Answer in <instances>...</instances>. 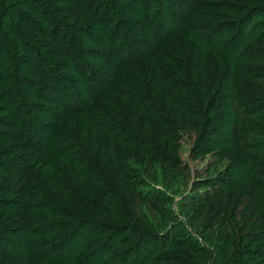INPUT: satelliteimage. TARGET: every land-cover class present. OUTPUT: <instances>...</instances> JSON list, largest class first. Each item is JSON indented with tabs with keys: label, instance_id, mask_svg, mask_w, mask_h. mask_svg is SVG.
Listing matches in <instances>:
<instances>
[{
	"label": "rangeland",
	"instance_id": "1",
	"mask_svg": "<svg viewBox=\"0 0 264 264\" xmlns=\"http://www.w3.org/2000/svg\"><path fill=\"white\" fill-rule=\"evenodd\" d=\"M114 1L118 4V7L110 13L109 17L105 18V21L110 22L112 26L117 25L115 27L117 31L119 27L120 31L118 34L120 36L123 35L120 39L124 37L126 32L130 33L133 38L135 37L134 35L139 36L141 44H137L136 46L132 44L133 49L131 46H129V49H132V51H143V54L148 50L146 55H149L152 48L151 45L153 46L152 33H154L155 27L151 21L156 18H154L151 11L147 12L149 8L153 11L155 10L151 6L147 7L146 4L150 2L151 4L154 3L153 5L156 6V9L158 7L161 9V17L158 18L160 21L155 20L154 23L159 24L163 34L166 35L179 29L182 26L180 21H183L184 16L190 15V31L194 32V34L199 32V34L208 35L200 40L202 42L201 45H204L203 48L215 45L209 39L213 32L216 33L215 38L218 37L221 40H227L232 36L233 28L221 27L223 24H233L237 18L242 17V14L252 13L250 9H257L264 4V0H237L236 3L231 0H200L198 2V9L197 3L193 4L189 0H187L188 2H185L186 0H126L125 6L128 7H123L119 2ZM123 1L125 2V0ZM217 1H222L223 3H220L219 9L210 7V5L214 6L211 2ZM41 2H43V5L46 4V0H41ZM158 2L160 3L159 5ZM169 2L173 4L172 8H170L171 13H168ZM239 3L242 5L240 10L238 9ZM67 5L68 3H61L60 7H66ZM82 7L85 9L83 5ZM47 9L55 18V10L53 8ZM103 11L101 10L100 12L102 13ZM144 12L149 14L150 17H147ZM97 15L99 16L100 14ZM122 15L128 17L129 21L127 23L122 21V17H120ZM58 16L60 15L58 14ZM98 16L92 17L87 15L79 23L76 22L75 18L68 16L65 18L62 16L64 19L63 21L61 19L60 22L62 23L63 30H60L59 35L62 40L63 32H65V35L67 34V38H71L70 36H72L71 41L74 42L72 45L73 52L82 53L81 56H83L88 68L95 70L97 73L100 71L104 73L108 67L102 59L110 56L113 60L119 59L117 52H114L115 48L110 50L107 35L105 32L103 33L101 27V23L104 21L103 19L99 21ZM36 18L38 19V17ZM262 19L258 14L255 15V24ZM38 22L40 28L51 27L53 25V18L43 16L42 14ZM20 24L21 26H16L18 32L27 37L29 32L28 26L22 22ZM225 29H229L230 33H226ZM248 30L250 31V29ZM249 31L247 32V36L242 35L238 41L234 42L233 47L240 44L243 39H246ZM33 40L37 41L38 46L42 45L35 37H33ZM253 40L254 43L251 44ZM248 43L247 47L250 45V48L246 52L244 60L247 59L248 54L249 57L257 54L264 60V29L259 31ZM169 48L178 56L179 61L182 59V66L185 68L189 64L195 65L200 60L211 59L213 63L206 65L205 68L207 70L213 71L217 68L223 70L224 68L226 72L230 73L231 70L233 71L235 65L226 64V61L223 60L224 57L236 63V60L233 59L235 55L231 53V50L223 49L224 52L213 51L215 49L213 46L212 50L206 49L201 54L203 48L186 38H175L174 43H171ZM42 50L46 51L45 49ZM156 55H153L149 59L143 58L138 59L139 61L131 62L128 68L132 71L127 74V76H131V79L126 78L124 86L133 87L130 90L139 93L144 98L149 99L151 96L152 99V96H154L164 103L159 109H163L166 112L167 120L179 125L177 127L174 126V128L172 127L178 137L177 141L171 142L170 140L163 141L160 139L159 142L158 139L155 140L156 135L154 131L156 125L147 116L148 114L144 115L139 110L128 107L117 95L109 96L111 101L109 102L108 100V104L103 103L104 101L97 103L93 108L96 111L108 110L112 114L115 112L119 116L132 119L133 127L138 129L137 131L140 132L138 133L139 136L141 135L148 143L144 149L135 148L131 145L114 144L119 150L116 158H120V160L116 163L118 164L116 170L112 167L108 169L109 174L106 172L114 187L119 190L120 195L125 197L127 209L122 213L131 208V199L128 193H125V187L121 185L120 181L122 177H119L116 172L118 169L120 173L124 170L123 176L126 179L127 177L130 179L132 190L137 195L138 201L130 215L123 214L122 216L119 213L116 218L114 215H108L107 208L103 207L98 200L87 195L85 192L82 194L85 195L82 204L81 199L77 197L73 199L75 203L69 208L78 209L76 203L79 202V209H84L85 207H89L90 209L83 212L82 221L98 222L109 228L97 240H100L103 244L110 237L114 241L116 237L117 239H122L123 236H119L117 232L123 229V232H125L123 235L127 236V238L124 241V245L116 246L114 253H110L111 257H115L112 261L113 264H127L125 258L126 252H131L132 258H138L137 264H142L143 261L140 259L142 255L141 251H146L147 253L148 250H150L148 256L154 255L158 258V261L161 260L158 264H264V222L261 220L263 211H259V206L254 200L247 197L245 194L247 193V184L242 182V178L246 177H244L245 173L251 170H261V166H263L257 163L255 155L251 153V144L257 139L250 136L248 132L252 130L253 126L264 129V117L245 119L234 110V108L238 107V110L242 114H245L247 113V108L253 111L260 107L262 105H260V102L264 98V93H262L264 92V87H260L259 83H255V86L261 88L262 92H251L249 98L255 99L256 105L246 106V98L241 100L232 98L229 92V89L232 87L229 81L231 77L228 76L225 80L227 89H225L224 99L222 104L220 102L224 111V117H219L215 113L212 114V118L216 116L215 126L210 131L208 128L202 129L200 126H195V118L184 116L183 111L179 113V109L175 105L176 99L171 96L169 87L163 83L157 70V68L161 70L162 66H166L172 71V64ZM74 56H65L60 51L59 55L57 57L53 56V58L54 62L60 65L59 70L71 78L72 84L73 82L76 84H73V86L77 92V97L83 100L82 97H87L86 88L88 86L86 85V77L88 75L81 76L78 74L81 67L77 66L76 61H71V58ZM1 57L0 61H2L4 56ZM152 59H158V64L154 63ZM5 61L7 63H5V67L8 68L9 74L12 66L10 57H5ZM29 63L30 68H36V64L30 59ZM253 66L243 65L244 68H252ZM21 67L28 68V64ZM258 68L264 70L263 67ZM189 69L192 68L189 67ZM173 70L176 74H179L176 78L178 83H181V81L186 82V79L192 81L188 69H185L183 72H178L174 68ZM2 74L4 72L0 70V98L10 99L13 91L2 87L12 83V81L7 80V83H5L3 78L1 79ZM21 76L26 82L28 79L33 78L29 77L25 72H22ZM215 79L217 78L215 77ZM14 83H16L19 90L23 91L26 89L27 92L23 91L26 94L31 93V91L37 94L35 87L25 83H23L24 86L22 87L21 84L17 85V82ZM216 84L214 83L213 87ZM215 91L211 93V96L217 95ZM3 99L2 101L0 100V167L2 164H14L16 169H20L21 171L27 170L28 177L29 170L31 178H38L41 170V157L43 155L38 154L36 150L31 149L25 143V140L21 137L23 133L21 128L18 127L14 118H12V115L7 110L14 107L18 109L20 106H9ZM37 99L29 96L27 100L31 103H37ZM257 100H259L258 103H256ZM241 104L243 105L240 107ZM48 106L49 103H44V111L40 113L43 117H40L39 114L38 120L35 119L34 122H38V124H51L55 128L63 127L70 137H76L77 140H87L89 137L84 143V146L87 147L90 145L91 142L89 140L93 135L96 136L98 144H102L103 139L99 138V131L88 127L89 125H84L80 121V118H78L80 116L75 117L72 122L64 124L65 121L60 122L49 118L48 109L45 110ZM243 107L244 109H242ZM108 120L106 119L105 122ZM115 122L117 124L120 123L117 120ZM237 123H239L238 126ZM197 129L199 130L198 132ZM231 129L237 131L240 135L239 137L243 141L241 148L244 154L248 151L247 156L238 155V150L232 146L233 142L228 134ZM35 133L39 137L41 131L36 130ZM203 133L205 134V145L202 148L199 145L198 137L199 135L202 136ZM135 137L138 138L136 134ZM57 141L56 146L58 149L63 145H73L72 140L68 141L67 139L58 138ZM33 142L35 143L34 140ZM141 142V140L138 141V143ZM31 146L35 145L31 144ZM152 152H154V155ZM159 152L167 154L168 160L166 162L156 157ZM101 154L103 153L99 155L102 156ZM249 177L248 180L264 184V179L257 178L255 172H250ZM37 181L35 180L31 183L28 180L26 181L27 184L23 189L24 193L20 201L8 193L7 186L5 187L0 181V247L8 254L0 258V264L68 263L62 262L59 255L60 252H53V254L50 249L52 245L60 244L63 237L68 234L69 230L61 231L60 228L64 224L62 220L70 219H63L62 217H55L53 214L50 215L49 212L40 213L38 211V205L54 207L55 205H51L48 199H43V197L48 195L49 190H44L42 199H40L41 197H39L38 193L33 191L36 185L39 184ZM32 184H35V186L33 187ZM44 186H47L45 177L41 180V187ZM74 187L76 190V186L73 185V189ZM56 192L52 193V195H56ZM73 194H75L73 191L67 193L68 196H72ZM60 199L61 196L57 195L56 200L59 202ZM16 200L18 202H15ZM100 212L101 214L99 215ZM46 224L48 226L45 227L48 229H51L52 225L54 226L49 231L51 233L48 236L46 233H40V229ZM83 227L84 225L79 228L80 232ZM47 228L43 229L46 230ZM183 229L184 233L182 232ZM42 231L45 232L44 230ZM169 231H171V235H168V239L171 241L180 234L185 237L189 235L188 240L191 243L190 246L194 247V251H189L187 248H167L162 250V242L158 236H163ZM168 239L164 238L163 242L169 241ZM90 242L88 246H91ZM107 247L108 244L105 246L104 254L110 252ZM35 250L41 253H36L37 251ZM43 251H47V255L43 254ZM75 251L68 255L74 256ZM85 255H88V253ZM85 255L82 256L79 264L89 263L86 257L84 258Z\"/></svg>",
	"mask_w": 264,
	"mask_h": 264
},
{
	"label": "trees",
	"instance_id": "2",
	"mask_svg": "<svg viewBox=\"0 0 264 264\" xmlns=\"http://www.w3.org/2000/svg\"><path fill=\"white\" fill-rule=\"evenodd\" d=\"M116 1L119 2L121 6L128 7L125 6L126 0L125 2L123 0ZM199 1L200 0H189V2H193V4L197 3L198 9ZM231 1H235V3L237 2V0ZM185 2L188 1L186 0ZM61 3H68V5L66 7H60ZM211 3H213L214 6L210 5V7L219 9L222 1ZM153 4H151V2L146 4L147 7L151 6L155 9L153 11L149 8L147 12L151 11L154 18L156 17L151 21L152 25L155 27L154 33H152V39L154 40L153 46L151 45L152 48L149 55H146L148 50L145 54H143L144 52L140 50L132 51V44L134 46L141 44V42H139L141 41L139 36L133 34L135 36L133 38L130 33L126 32L124 37L120 39L123 35L120 36L118 34L120 31L119 27L117 31V28H115L117 25L112 26L110 22L105 21V18L109 17L110 13L118 7V4L114 0H46L45 5H43L41 0H0V57L4 56L2 61H0V70L4 72L1 79L3 78L5 83H7V80L12 81V83L7 84L2 88H7L9 91H13V95L10 99L0 98V100H5L9 106H20L18 109L14 107L13 109L7 110L12 115V118H14L18 127L21 128L23 132L21 137L25 140V143L29 145L31 149L36 150L38 154L43 155L41 157V170L38 178H31L29 170L28 177L27 170L24 169V171H21L20 169H16L14 164H2L0 167V181L5 185V187L7 186L6 189L9 191L8 193L12 194L18 201L22 200L21 198L24 193L23 189L27 184V180L29 183L38 180L37 182L39 184L36 185V188H34L33 191L39 194V197H41L40 199H42L44 195V190L50 191L48 195L43 197V199H48L49 203L51 205H55V207L49 205H38V211H40V213L49 212L50 215L53 214L55 217L70 219L62 220V223L64 224H62L63 227L60 228L61 231L69 230L68 234L63 237L60 244L52 245L50 249L52 250V253L60 252V259L62 262H68L67 264H79L82 256L86 253H88V255H85L84 258L86 257L89 261L88 264H113L112 261L115 257H111L110 253H114V248L116 246L124 245V241L127 238V236L123 235L125 233L123 232V229L120 232H117L119 236H123L122 239H117L116 237V240L114 241L112 240V237H110L103 244L100 240H97L100 239L105 230L109 228L98 222L82 221L83 212L90 210L89 207L79 209V202L76 203L78 209H71L69 207L75 203L73 199H76L77 197L81 199L82 204V200L85 196L82 194L85 192L87 195L98 200L103 207L105 206L108 210V215H114L115 218L119 215V213L122 216L123 214L130 215L138 201L137 195L132 190L130 179L128 177L126 179L123 176L124 170L122 173H120L119 169L116 171L117 175L122 177L120 181L121 185L125 187V193H128L131 199V208H129L125 213H122L127 209V203L124 200L125 197L120 195L119 190L114 187L113 183L107 176L109 174L108 169L114 167L116 170L118 167V164L116 163L120 160V158H116L119 150L114 144L118 143L131 145L132 147L139 149H144L146 148V145H148L147 141H145L141 135L139 136L138 133L140 132L137 131L138 129L133 127L134 124L132 119L119 116L118 113L115 114V112L112 114L108 110L101 112L96 111L93 109L94 106L103 101V103H107L108 100L110 102L111 98L109 96L117 95L119 99L126 103L128 107H133L144 115L148 114L147 116L150 117L156 125L154 131L156 135L155 140L158 139L159 142L160 139L163 141L170 140L171 142H175L178 139L176 132L172 129V127L174 128V126L177 127L179 125H177V123L173 124L174 122L167 120L166 112H164L163 109H159L162 104H164L161 100L154 96H152V99L151 96L149 99L144 98L140 96L139 93L130 90L133 87L124 86V80L131 79V76H127L128 72L132 71L128 68L131 62L143 58L149 59L156 54L158 57L169 61L172 64V71L166 66H162L161 70L158 69L157 66L156 68L160 73L163 83L167 84L169 87L171 96L176 99L175 105L178 107L179 113H182L181 111H183L184 116H191L195 118V126H200L202 129L208 128L209 131L215 126L216 122V116L212 118L211 115L214 113L219 117L224 115L221 104L224 99L223 96L225 95V89H227L225 80L228 76L231 77L229 78V81L232 84V87L229 89V92L232 98H237V100L246 98V106H252L255 104V99L249 98L251 92H262L261 88L255 86V83H259L260 87H264V70L258 68H264V60L257 54H255V56L251 55L250 57L248 54L247 59L244 60L245 54L250 48V45L247 47V44H249L248 42L255 35H257L259 31L264 29V4L259 6L257 9H250L252 13L242 14V17L239 19L237 18L233 24H223L221 27L233 28V33L231 34L232 36H230L227 40H221L218 37L215 38V32H213L212 36L209 37L211 43L215 44L213 45L215 47L213 51L224 52L223 49L231 50V53L235 55L233 59L236 60V63L226 57L223 59L226 61V64L230 63L232 66L235 65L233 71L231 70L232 72L230 71V73L226 72L224 68L223 70H219L218 68L213 71L207 70L205 68L206 65L208 63H213L211 62V59L200 60L195 65L189 64L186 68L183 67L182 59L179 61L178 56L171 51L169 45L174 43L175 38H186L199 44L203 48L204 45H201L202 42L200 40L208 35H202L199 34V32L194 34V32L190 31V15L184 16V18L182 17L183 21H180L182 26L179 29H176L169 35L163 34L159 24L154 23L155 20L157 21L159 20L158 18L161 17V9L158 7L159 9L157 8V10L155 8L156 6ZM159 4L160 3L158 2V5ZM168 6V13H171L170 8H172L173 4L169 2ZM238 6V9L240 10L242 5L239 3ZM47 8H53V10H55L56 13L54 12V15L56 19ZM101 10L104 11L101 13ZM144 13L147 17H150L149 14H146V12ZM42 14L43 16L45 15L53 18V25L51 27H39L38 20ZM58 14L61 17L58 16ZM97 14L100 15L98 16ZM257 14L261 17V19L263 15V19L255 24L254 19ZM87 15L92 17L98 16L99 21L103 19L104 22L101 23V27L103 29V33L105 32L107 35L110 50L115 48L114 52H117L118 55L119 60H113L111 56L102 59L108 67L105 69L106 71L104 73L100 70V72L97 73L95 70L88 68L83 56H81L82 53L79 54L73 52L74 49L72 45L74 42L71 41L72 36H70L71 38H67V34L65 35V32H63L64 35L62 40L59 35V32L63 30L62 23L60 22L61 19L63 21V17L67 18L68 16L75 18V20H77L76 22L79 23L84 17H87ZM36 17H38V19ZM120 17H122L123 22L127 23V21H129L126 15H122ZM20 22L28 26L27 28L29 32L27 37H24L20 32H18L17 27L21 26ZM248 29H250V31ZM248 31V37L243 39L240 44L233 47V43L238 41L242 35L247 36ZM225 32L230 33V30L225 29ZM33 37L38 39V42L43 46H38L37 41L33 40ZM253 43L254 40L251 44ZM129 46H131L132 49H129ZM213 46H209L208 48L205 46L201 50V54H203L206 49L212 50ZM66 47L68 48L65 49ZM41 48L46 51H43ZM60 51L63 55H68V57L75 55L71 58V61H76L78 64L77 66L81 67L78 74L81 76L88 75V77H86V85L88 86L86 88L87 97H82L83 100L77 97V92L73 86V84H76L74 82L72 84L71 78L61 72L59 70L60 65L54 62L55 60L53 56L57 57ZM5 57H10V61L12 63L9 74L7 71L8 68L5 67L7 64ZM29 59L36 64L35 69L29 67ZM153 60L154 59H152V61ZM153 62L158 64L159 60L157 59ZM160 63L162 64V62ZM27 64L28 68L21 67L22 65ZM243 65L254 66L252 68H244ZM189 67L192 69H189ZM173 68L178 72H183L185 69H188L192 81L190 79H186V82L181 81V83H178L176 78L179 74H176ZM22 72L27 73L29 77L33 78L28 79L27 82L24 81L21 76ZM215 77L217 79H215ZM178 80L180 81V79ZM14 82H17V85L21 84L22 87L24 86L23 83L35 87L38 95L33 91H31L32 94L24 93L23 91L27 92V90H19L17 88L18 86H16V83ZM214 83L217 84L213 87ZM213 91H215V94L218 96H211ZM29 96H32L35 99L38 98L37 103H31L27 100ZM258 102L259 100H257L256 103ZM44 103H49L48 108H45V110L48 109V114L50 115L49 118L56 119L60 122L65 121L64 124L66 122H72L75 117L80 116L78 118H80V121L83 122L84 125H89L88 127L99 131V138L101 137L103 139L102 144H98L96 136L93 135L90 137L89 141L91 143L87 147L84 146V143L89 137L87 140H77L76 137H70L63 127L55 128L51 124L41 123L40 119L39 121L41 124L34 122L35 119L38 120L39 114L44 111ZM242 105L243 104H241L240 107ZM260 105V107L253 111H251L250 108H247V113L245 114H242L238 110V107L234 108V110L238 113V115L241 117L243 116L245 119H259L264 117V98L260 102ZM237 106H239V104H237ZM59 107L60 109H58ZM242 109H244V107ZM41 115L42 114H40V117H43ZM106 119L109 120L105 122ZM116 120L120 121V123L117 124L115 122ZM238 125L239 123H237V126ZM36 130L41 131L39 137L36 136ZM198 131L199 130L197 129V132ZM135 134L138 138L135 137ZM228 134L233 142L232 146L238 150V155L247 156L248 151H246L245 154L242 151L241 144L243 141L239 137L240 135L238 132L231 129ZM248 134L256 137L257 139L251 144V153L255 155L257 163L263 165L261 166V170H251L250 172H255V176L257 178L260 177L264 179V129H259L253 126L252 130H250ZM204 136L205 134L203 133L202 136L199 135L198 137L199 145L202 148L205 145ZM139 137L142 141L141 143H138V141H140ZM58 138L67 139L68 141L72 140L73 145H63L60 149H58L56 146ZM31 144L35 146H31ZM100 153H103L101 154L102 156L99 155ZM152 154L154 155V152H152ZM166 156V153L159 152L156 157L166 162V160H168ZM261 158L263 159L261 160ZM106 172H108V174ZM250 172L245 173L244 177H246L242 178V182L247 184V193L245 194L247 197L253 199L259 206V211H263V214H261V220L264 222V184L248 180ZM44 177L47 182V188L45 186L41 187V180L44 179ZM73 185L76 186V190L75 187L73 189ZM34 186L35 184L33 187ZM71 191L75 194L68 196L67 193H70ZM55 192L56 195L53 196L52 193ZM57 195L61 196L59 202L56 200ZM17 200L15 202H18ZM100 214L101 212L99 215ZM83 225L84 227L80 232L79 228ZM45 226L48 225H44L40 229V233H46L48 236L51 233L49 231H51L54 226L52 225V227H50L51 229H48ZM43 228L47 229L45 230ZM182 232L184 233V229ZM168 235H171V231L163 236H158L160 237L159 240L162 242V250L167 248H187L189 251H194V247L190 246L191 243L188 240L189 235L185 237L180 234L178 237H175L173 241L168 239ZM147 236L149 235L147 234ZM141 238L143 239V237ZM164 238L169 241L163 242ZM89 242L91 246H88ZM107 244V248H109L110 252L104 254L103 251L105 250V246H107ZM74 251V256L68 255L72 254L71 252ZM148 252L150 253V250H148L147 253L146 251H141L142 255L140 256V259L143 261L142 264H158L161 262V260L158 261V258L154 255L148 256ZM36 253L41 252L37 251ZM43 254L47 255V251H43ZM6 255L8 254L0 247V258L5 257ZM125 258L127 264H137L138 258H132L131 252H126ZM8 261L10 262V260Z\"/></svg>",
	"mask_w": 264,
	"mask_h": 264
}]
</instances>
